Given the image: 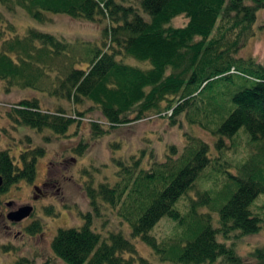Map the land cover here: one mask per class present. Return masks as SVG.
I'll return each mask as SVG.
<instances>
[{
	"label": "trees",
	"instance_id": "1",
	"mask_svg": "<svg viewBox=\"0 0 264 264\" xmlns=\"http://www.w3.org/2000/svg\"><path fill=\"white\" fill-rule=\"evenodd\" d=\"M0 6L9 13L22 9L39 23L49 21L48 13L95 23L102 27L107 46H96L85 60L82 50L49 33L29 28L18 35L0 11V80L7 93L32 89L73 107L91 104L104 120L91 123L94 139L175 99L168 105L169 118L184 113L190 124L217 138L219 156L214 158L207 142L187 134L180 154L171 146L165 160L149 169L140 168L135 156L115 160L114 186L84 187L91 209L84 215L85 224L57 231L51 249L58 259L65 264H150L122 233L103 237L94 229V219L103 217L105 208L117 209L131 237L149 246L162 262L264 264V246L251 252L247 262L235 242L229 244L262 228L253 207L264 194V66L234 54L253 33L264 0H0ZM178 17L187 20L184 26L172 25ZM79 45L85 53L92 44ZM76 54L85 61L82 67ZM125 58L151 67L127 64ZM75 115L77 119L61 107L45 110L38 99H30L19 101L9 118L15 126L68 138L71 127L84 119L82 112ZM242 135L255 149L229 164L222 151L230 149L227 141L234 145ZM86 147L80 144L75 150L83 154ZM44 155L42 148L22 151L18 158L10 150L0 151V196L19 182L34 183ZM212 181H222L221 188L194 190ZM182 201L187 202L183 208ZM165 217L179 232L158 242L151 231ZM40 227L36 222L27 229L34 233Z\"/></svg>",
	"mask_w": 264,
	"mask_h": 264
},
{
	"label": "rangeland",
	"instance_id": "2",
	"mask_svg": "<svg viewBox=\"0 0 264 264\" xmlns=\"http://www.w3.org/2000/svg\"><path fill=\"white\" fill-rule=\"evenodd\" d=\"M126 2L135 3L136 0ZM0 11L15 26L18 35H24L29 28L49 33L58 39H64L73 49L82 50L79 54L83 57L76 54L77 58L90 59L96 46L107 47L103 43L102 27L95 23L49 13V21L39 23L19 8L9 13L0 6ZM186 22L184 17H178L172 25L181 27ZM81 42L92 44L87 47L85 53L84 48L79 45ZM242 44L234 56L245 61L252 59L264 66V10L258 14L253 33ZM123 61L142 69L151 67L149 62L133 58H125ZM84 62L78 58L77 66L82 67ZM230 92H234L231 87ZM30 99H38L45 110L64 108L76 119L78 116L75 113L82 112L84 119L71 127L68 138H58L49 130L38 132L29 127L15 126L9 118V113L19 101ZM174 104L175 99L174 102H164L159 111L147 114L144 119L111 129L108 134L94 139L91 123L104 120L100 111L95 107L91 108V104L73 107L70 102L51 98L32 89L13 88L7 93L5 83L0 80V151L10 150L11 155L18 158L22 151L28 149L45 150V155L37 162L35 182H19L10 186L7 192L0 196V264H16L22 260H26V264H65L53 254L52 240L60 228H80L85 224L84 215L91 212V209L84 187L90 183L95 188L101 183L114 186L118 180V166L115 160H128L135 156L141 160L140 168L149 169L154 162L165 160L171 146H175L180 154L186 145L187 134L207 142L213 158L219 156L215 136L198 124H190L184 113L173 120L169 118L172 111L168 105ZM80 144L87 146L83 154L75 150ZM227 146H230V149L222 151V158L229 164L231 161L233 165L255 149L248 144L245 135L236 140L234 145L227 141ZM211 171L208 169L209 173ZM222 183L220 181L215 184L212 181L203 186L197 184L194 190L213 186L220 189ZM195 194V191L190 193L192 197ZM255 203L257 205L253 207L254 211L262 220L261 231L248 236L238 234L239 238L229 242H235L238 254L247 262L251 261V252L264 246V194H261ZM185 205L187 202L182 201L181 207ZM23 207L31 209L30 215L21 221H12L10 214ZM102 215L103 217L94 219V229L103 237H107L109 232H120L133 243L139 257L150 264H170L162 262L140 239L131 237L130 227L121 223L117 209L102 208ZM36 222L41 227L34 230V233L29 232L27 228ZM177 232L179 229L176 223L165 217L156 224L151 235L158 242H162Z\"/></svg>",
	"mask_w": 264,
	"mask_h": 264
},
{
	"label": "water",
	"instance_id": "3",
	"mask_svg": "<svg viewBox=\"0 0 264 264\" xmlns=\"http://www.w3.org/2000/svg\"><path fill=\"white\" fill-rule=\"evenodd\" d=\"M0 183H1V180H0ZM31 213V209L28 208V207H23L21 209H19L18 211L16 212H13L10 214V218L12 221H21L23 220L24 218H27Z\"/></svg>",
	"mask_w": 264,
	"mask_h": 264
}]
</instances>
